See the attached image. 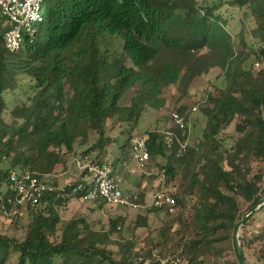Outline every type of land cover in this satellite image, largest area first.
Wrapping results in <instances>:
<instances>
[{
    "label": "trees",
    "instance_id": "obj_1",
    "mask_svg": "<svg viewBox=\"0 0 264 264\" xmlns=\"http://www.w3.org/2000/svg\"><path fill=\"white\" fill-rule=\"evenodd\" d=\"M226 5L246 10L255 22L253 42L245 29L236 34L240 51L221 12ZM43 16L17 52L6 47L0 28V187L11 172L25 170L56 183L67 157L81 149L82 156L104 163L108 146L126 135L111 164L116 168L133 157L134 130L148 109L166 105L168 87L179 85L186 98L212 70H220L224 84L211 86L190 106L183 97L177 102L174 111L186 118L200 106L206 118L202 137L181 157L175 155L177 137L186 140L188 133L178 126L169 131L176 136L172 148L157 130L144 133L152 158H169L162 167L167 181L182 171L183 195L171 193L176 217L149 233L140 248L123 236L124 216L99 229L83 216L61 217L59 209L72 197L84 199L85 190L73 194L76 179L28 207L27 225L10 218L26 233L16 238L0 232V264L11 252L19 253L17 264H162L154 252L160 255L169 243L176 246L171 256L188 264H244L235 246L237 224L264 199V0H47ZM20 74L34 80V92L7 121L4 94L16 90ZM233 123L235 135H224ZM108 125L120 135L107 134ZM227 137H234L231 144L224 143ZM185 197L194 200L187 213ZM95 201L101 209L108 204ZM160 211L153 205L141 211L133 228H150L149 216ZM176 223L181 227L173 232ZM240 240L245 255L260 247V262L264 204L242 225Z\"/></svg>",
    "mask_w": 264,
    "mask_h": 264
},
{
    "label": "rangeland",
    "instance_id": "obj_2",
    "mask_svg": "<svg viewBox=\"0 0 264 264\" xmlns=\"http://www.w3.org/2000/svg\"><path fill=\"white\" fill-rule=\"evenodd\" d=\"M201 1L204 4H213V3L218 2L219 0H201ZM46 5H47V1H44L42 3L43 10L46 7ZM221 12L224 15V17H227L228 19H230L228 28L231 30L234 36V41H235L237 50L240 51L242 48L240 45V38L236 34L241 32L242 29H245V36H246L247 41L253 42L255 40V37H256L255 22H254V19L249 14H247L246 10H242V9H239L238 7L226 5L221 8ZM6 25H7L6 20L0 14V28L1 29L2 27L5 28ZM42 31L40 32V34L43 33ZM116 45H119V44L116 43ZM253 70L255 72L257 71L254 68ZM219 73H220V70H217V71L212 70L209 74L201 78H198V80H196L193 83L192 88L190 89V92L186 98L183 97V95L181 94L180 92L181 89L179 85H172L168 87L164 93L167 99L166 105L161 109H152V108H150V110L148 109L147 110L148 112H145L143 116L140 118L139 124L136 128L137 130L136 129H135L136 131L134 130L133 135L135 136L138 134H144L150 130H157L161 135L165 136V139L169 140L168 132L172 131L174 128L171 122V113L174 111L175 107L178 106L177 102L181 100V97H183L185 103H187L190 106L191 103L195 102L196 98L202 99L203 97H205L206 92L210 89L211 86H218V87L223 86L224 77L223 75L218 76ZM17 81H18L17 83L18 87L16 88V90L13 92H6L4 94L6 101L8 103V109L4 112V118L7 121L11 120L10 110L15 105L26 101V99L34 92L35 82L28 75L20 74L18 76ZM201 107L202 106H200L199 109H197V111H195L191 115V117L188 118L190 127L187 132L188 137L185 140L188 143V147L194 146L199 141V139L203 135V131L206 126V118L200 112ZM111 125H108L107 134H112L114 136L120 135V129L118 127H115V128L113 127L112 129H110ZM224 135H228V136L235 135V123L231 124L224 131ZM126 138H127L126 135H122L119 138L118 145L119 146L123 145V143L126 141ZM233 138L234 137L225 138L224 143L226 145L231 144L233 141ZM115 148H116L115 144H113L112 146L109 145L108 146L109 153L113 154ZM81 151L82 150L79 149L76 155H71L67 157V165H66L67 169L62 172H58L57 176L55 177L56 179L55 181L59 189L65 188L69 182H73L77 178L79 179L80 177L84 175L86 176V174H88L85 170H81L77 165L78 160L86 156V155L82 156ZM168 155H169V152H168ZM109 156L110 155L108 154V157L106 158L105 162L109 161L108 163L112 164L114 160H109L110 158ZM93 158L94 157H92V159ZM168 161H169L168 156H158L156 158H152V163H151L152 164L151 169H153L152 171L156 172L158 170H161L162 167L168 163ZM126 165L132 168L138 169V166L133 160V157L129 158V161L127 162ZM113 168L116 171V168L114 166ZM136 174L139 175V178L143 177L145 179H148V182L152 181V183H155V186L158 189L160 183L158 182L159 180L156 179L155 175L148 176L146 174H142V172L139 169H138V172H136ZM181 174H182V171L178 173L177 178L169 182L167 181L165 186L166 188L172 190L173 192L183 195V181H182ZM130 187L131 186L129 185V188H127V190H124L123 187L122 189H123V192L125 191L124 192L125 196L132 202L133 205L122 206V205L105 204L103 208L101 209L99 208V204L96 201H90L86 199H78V198L72 197L68 205L66 207L64 206L60 208L59 212L61 214V217L64 220H67L74 216H83L90 222V224H92L98 229L100 228V226H104L105 228H108L109 221L111 219H114L120 215L124 216L127 218V221L125 223V226L122 228V234L123 236L134 238L135 241L139 244L138 248H140V246L143 245V242L147 238L149 233L151 234L155 232L154 234H156V231L159 229V227H161L166 221H170V219H173L174 217H176L177 212L176 211L166 212V211L161 210L158 213H152L149 216L150 228L146 229L145 227H143L139 229H134L133 223H134V219L136 218V215L140 213L141 211L146 212L148 208L152 206V198L154 194L153 195L151 194L152 195L151 198H146V199L143 196L136 197L134 193L131 192L132 190ZM186 199H187L188 205L185 209V212L187 213L189 208L192 206L194 200L191 197H187ZM247 211L245 212V214L247 213ZM167 213H170V215L168 216ZM20 218H21L20 221L24 225H27L29 221L27 211ZM14 225L15 224L12 221V219L4 217V216H0V232L1 233H4L10 237H16V238L24 237L26 233V226L16 228ZM180 227H181L180 224L176 223V225L174 226L173 232L180 229ZM250 230L251 228H249L248 231ZM240 233H241V229L239 230V238H240ZM236 235H237V231H236L235 236ZM113 238L116 239L117 234H114ZM240 243H241V240H240ZM175 247L174 246L171 247V244L169 243L167 247L164 248V250H162V253H160V257L162 259H167V257L172 255V252L174 251ZM259 249L260 247H258L256 244L252 248L248 249L246 251L247 257L244 253L246 260L249 259L253 263L264 264V255L261 258L262 260L258 262V258H259L258 256L261 255V252L259 251ZM231 254L234 255V253H231ZM18 257H19V253L11 252V255L8 259L7 264H17Z\"/></svg>",
    "mask_w": 264,
    "mask_h": 264
},
{
    "label": "built area",
    "instance_id": "obj_3",
    "mask_svg": "<svg viewBox=\"0 0 264 264\" xmlns=\"http://www.w3.org/2000/svg\"><path fill=\"white\" fill-rule=\"evenodd\" d=\"M47 0H0V14L6 20L3 37L6 47L11 52L19 51L25 43V33H34L36 23L43 21L42 3ZM260 67V62L255 63V68ZM197 111V107L193 108ZM172 126H178L185 135L190 127L189 120L177 111L171 113ZM168 147L172 148L174 134L168 132ZM176 137V136H175ZM147 135L138 134L132 138L133 160L142 174L155 175L159 181V187L153 195L152 205L166 212H174L176 199L172 196V190L166 188L167 174L165 169L152 171V156L148 148ZM178 149L176 157H181L188 148V143L177 137ZM81 170H85L83 178L73 190V194L85 190L84 199L95 201L102 199L110 205H133L125 196L118 176L110 163L93 161L89 155L77 162ZM152 171V172H151ZM155 173V174H153ZM61 190L51 180H41L30 170L11 172L0 187V213L7 218L22 217L28 207L37 205L45 193ZM162 264H188L177 255L162 259L157 252Z\"/></svg>",
    "mask_w": 264,
    "mask_h": 264
},
{
    "label": "crops",
    "instance_id": "obj_4",
    "mask_svg": "<svg viewBox=\"0 0 264 264\" xmlns=\"http://www.w3.org/2000/svg\"><path fill=\"white\" fill-rule=\"evenodd\" d=\"M146 112H148V111H146ZM115 145H116V148L114 150V153L113 154L109 153V155H110L109 160H115V159L120 157V154L122 152V148H120V146L118 144H115ZM126 164H127V162H125L124 160H119L117 163V166H116V171H115V174L118 176V179H119L123 189L127 190V188H129V185H130L131 186L130 188L132 190L131 192L134 193V195L136 197L143 196L145 199L151 198L152 195L155 193L154 191H156V189H157V187L155 186V183H152V181L150 179L149 180L151 182H148V179H145L143 177L139 178V175H138L139 173L136 174V172H138V169L132 168ZM66 169H67V167H66ZM83 178H85V175L80 177L79 180H82Z\"/></svg>",
    "mask_w": 264,
    "mask_h": 264
},
{
    "label": "water",
    "instance_id": "obj_5",
    "mask_svg": "<svg viewBox=\"0 0 264 264\" xmlns=\"http://www.w3.org/2000/svg\"><path fill=\"white\" fill-rule=\"evenodd\" d=\"M264 204V199L261 200L259 203H257L256 205H254L253 207H251L247 213L242 217V219L238 222L237 224V235L235 236V246H236V251L238 254V257L241 259V261L244 264H250L244 255L243 252V248L242 245L240 243V238H239V230L241 229L242 225L247 221V219L257 210L259 209V207Z\"/></svg>",
    "mask_w": 264,
    "mask_h": 264
},
{
    "label": "clouds",
    "instance_id": "obj_6",
    "mask_svg": "<svg viewBox=\"0 0 264 264\" xmlns=\"http://www.w3.org/2000/svg\"><path fill=\"white\" fill-rule=\"evenodd\" d=\"M6 27V26H5Z\"/></svg>",
    "mask_w": 264,
    "mask_h": 264
}]
</instances>
